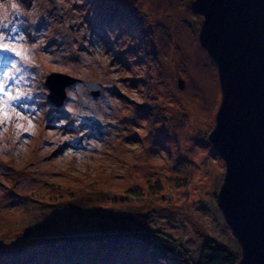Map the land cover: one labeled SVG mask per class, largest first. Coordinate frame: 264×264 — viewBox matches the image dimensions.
Wrapping results in <instances>:
<instances>
[{"label":"rangeland","instance_id":"rangeland-1","mask_svg":"<svg viewBox=\"0 0 264 264\" xmlns=\"http://www.w3.org/2000/svg\"><path fill=\"white\" fill-rule=\"evenodd\" d=\"M0 16L27 57L7 53L20 71L6 88L27 95L0 123V264H98L90 240L115 228L128 234L108 239L101 264H160L134 234L198 258L203 232L240 254L217 203L226 163L209 134L222 90L203 15L186 0H0ZM53 72L80 80L62 105L48 96ZM67 236L88 254L67 261Z\"/></svg>","mask_w":264,"mask_h":264},{"label":"water","instance_id":"water-1","mask_svg":"<svg viewBox=\"0 0 264 264\" xmlns=\"http://www.w3.org/2000/svg\"><path fill=\"white\" fill-rule=\"evenodd\" d=\"M199 41L219 72L222 100L209 134L226 163L217 203L241 245L237 264H264V0H186ZM55 78L60 87H50ZM79 79L53 72L49 98L62 105ZM93 96L102 84L83 81ZM180 88H184L182 79ZM81 101L88 105V101ZM97 124H104L97 121Z\"/></svg>","mask_w":264,"mask_h":264},{"label":"trees","instance_id":"trees-1","mask_svg":"<svg viewBox=\"0 0 264 264\" xmlns=\"http://www.w3.org/2000/svg\"><path fill=\"white\" fill-rule=\"evenodd\" d=\"M182 122L184 121H181V123ZM98 224L99 227H97V229L106 228L104 226V221L98 222ZM106 231V236H103V234H98L96 236L97 238L90 240V244L88 245L89 247L90 245H96L95 249L101 250L100 254L96 257L99 258L97 262L98 264H101L105 260L106 256H103L104 253H107L105 249L109 247V244H114L108 239L117 238L118 236H121L120 234H128L123 233L121 230L116 228ZM127 236H134V241L136 243L144 241L143 243H146L145 253L152 256L155 261L160 264H237L240 258L238 251L233 250L228 246L221 245L215 238L207 236V234L203 232H201L200 236H203L202 238H204V244L201 249V254L198 258L189 255V253L184 248L180 247L175 239L166 235L158 236L157 238L153 239L143 237L144 235L142 234ZM78 237L79 236H67L66 238V241L70 244L67 245L65 243L64 247L70 248L68 252L71 250L70 254L68 252L66 253V251L64 252L67 261L72 262L74 259H76V257H83L88 254L87 250L84 248L85 246L80 245L82 240ZM77 242H79V245ZM115 246L118 245L115 244ZM51 248L54 249V247Z\"/></svg>","mask_w":264,"mask_h":264},{"label":"snow or ice","instance_id":"snow-or-ice-1","mask_svg":"<svg viewBox=\"0 0 264 264\" xmlns=\"http://www.w3.org/2000/svg\"><path fill=\"white\" fill-rule=\"evenodd\" d=\"M13 10L19 11L17 5H12ZM7 16H0V29L5 28ZM13 33L16 32V29L13 28L11 30ZM20 37L16 35H6L4 31H0V123L5 122L12 118L11 109V101H17L22 96L27 95L26 93L21 92L19 88H15V94L12 90L6 88V85L9 83L13 77L20 71V68L17 66V61L13 59L11 56L7 55V53H15L17 56H20L22 59L27 60L25 55L26 50L22 49V47L15 45V41H17ZM15 87V86H13ZM50 87L55 92L60 85L56 82V79L53 78L50 84ZM23 107L27 108V104H23ZM15 115L19 117L21 114L16 112ZM17 127H23V125H17ZM26 131L28 129H25Z\"/></svg>","mask_w":264,"mask_h":264}]
</instances>
